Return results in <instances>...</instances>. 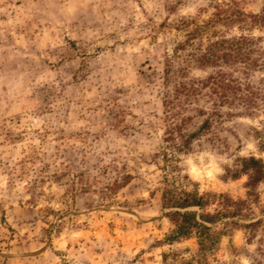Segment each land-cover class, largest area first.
<instances>
[{"label":"rangeland","instance_id":"rangeland-1","mask_svg":"<svg viewBox=\"0 0 264 264\" xmlns=\"http://www.w3.org/2000/svg\"><path fill=\"white\" fill-rule=\"evenodd\" d=\"M263 9L264 0H0V264H253L264 222L250 239L231 224L247 221L223 220L203 256L195 239L166 241L162 191L166 178L187 177L202 194L248 197V175L233 173L243 158L264 162V28L251 22ZM241 35L255 41L248 59L196 60ZM220 72L241 84L228 103L210 88L176 98L180 85ZM201 110H215L212 126L179 152L180 135L208 118ZM256 193L264 202V183Z\"/></svg>","mask_w":264,"mask_h":264},{"label":"trees","instance_id":"trees-1","mask_svg":"<svg viewBox=\"0 0 264 264\" xmlns=\"http://www.w3.org/2000/svg\"><path fill=\"white\" fill-rule=\"evenodd\" d=\"M252 25L264 28V9L259 15L251 16ZM255 41L249 35L226 38L221 37L208 44L207 48L196 56V60L201 66H218L219 63L230 64L241 59H248L251 50L250 45ZM252 49V48H251ZM201 84L197 89L195 85ZM191 84L184 83L176 89V98L183 94L192 96L198 94L201 89L210 88V94L224 99L223 103H228L232 95L241 91V84L236 85V81L228 79L226 74L220 72L212 75L206 80H197ZM236 96H233L234 98ZM242 100V98L240 99ZM172 103V102H169ZM216 108V104L215 107ZM201 115H208L205 122L197 132L190 135H180L182 144H177V150L182 152L191 146V143L198 138L203 131L212 126V113L207 110H201ZM242 175H248L249 189L246 199L235 200L228 194L200 193L197 186L189 188L187 183L176 178H166V186L162 191V201L165 209L170 210L167 213L172 229L166 237L170 244L181 240L195 239L197 241L199 252L203 256L211 252L220 242L222 233L217 230V226L223 220L240 219L247 221L245 224L232 222L236 226H242L249 231L250 239L255 236L257 229L264 222V217L258 218L254 209L258 208L260 214L264 216V202L260 201L256 189L264 183V162L255 157L243 158L241 168L233 173V176L239 178ZM253 264H264V245L257 250V255L253 258Z\"/></svg>","mask_w":264,"mask_h":264}]
</instances>
